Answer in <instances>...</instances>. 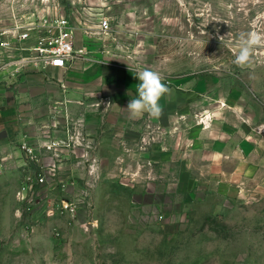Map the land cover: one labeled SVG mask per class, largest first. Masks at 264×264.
<instances>
[{
  "label": "rangeland",
  "instance_id": "rangeland-1",
  "mask_svg": "<svg viewBox=\"0 0 264 264\" xmlns=\"http://www.w3.org/2000/svg\"><path fill=\"white\" fill-rule=\"evenodd\" d=\"M60 17L82 51L75 62L120 72L146 67L169 83L195 77L222 93L236 90L245 98L244 118L255 120L248 131L256 147L223 167L191 144L172 161L153 163L140 137L126 149L120 128L104 126L112 143L95 152L100 178L62 238L54 230L64 220L46 216L47 203L33 218L16 197L18 186L0 192V264H264V47L254 50L251 67L233 63L241 33L264 34V0H0V39L31 47L38 32L20 45L19 30L43 31ZM30 55L0 47V87L38 71L4 67ZM149 132L155 139V123ZM84 187L78 179L77 189ZM59 195L50 191L52 200Z\"/></svg>",
  "mask_w": 264,
  "mask_h": 264
},
{
  "label": "crops",
  "instance_id": "crops-1",
  "mask_svg": "<svg viewBox=\"0 0 264 264\" xmlns=\"http://www.w3.org/2000/svg\"><path fill=\"white\" fill-rule=\"evenodd\" d=\"M164 82L171 93L159 102L163 108L160 119L148 114L130 119L126 107L132 98H137L136 72H120L100 63L76 61L67 69L49 66L21 81L10 82L12 88L0 87V192L8 193L11 186L15 193V187H20L25 157L19 144L24 135L31 142H41L44 136H62L60 130L52 127L56 112L66 111L72 118L85 122L97 155L112 143L110 137L102 136L107 131L104 126L120 128L121 133L117 134L123 136L126 149L140 137L142 154L153 163L172 161L180 146L189 144L194 149L204 148L205 157L221 167L226 161L241 163L246 153L254 152L257 136L248 128L255 120L244 118L242 94L234 89L222 93L215 83L203 78ZM74 110L78 111L77 116L72 113ZM230 115L232 118L228 119ZM154 123L155 139H149V128ZM136 127H144L145 133L139 134ZM63 170L69 173L73 168L66 164Z\"/></svg>",
  "mask_w": 264,
  "mask_h": 264
},
{
  "label": "built area",
  "instance_id": "built-area-1",
  "mask_svg": "<svg viewBox=\"0 0 264 264\" xmlns=\"http://www.w3.org/2000/svg\"><path fill=\"white\" fill-rule=\"evenodd\" d=\"M102 25L109 27L107 21ZM42 28L43 31L40 26H32L22 32L17 28L18 36L13 38L20 45L31 42L32 32H38L31 47L12 48L10 36L0 39V47L6 51L21 49L31 53L28 58L9 62L4 67H14L17 72L30 65L38 70H45L49 66L67 69L75 62L82 51H75L68 21L64 17L56 18L51 24L46 22ZM9 33L4 31L1 36ZM14 33L16 34V30ZM62 87L65 89V86ZM52 120L53 129L60 130L62 136H44L41 142H31L30 137L24 135L19 144L25 160L16 197L31 215H36L47 203L46 216L64 220L63 226L54 230L56 237L62 238L65 232L77 224L79 213L89 199L93 183L99 180L100 172L95 146L86 132L85 122L79 118L74 119L67 113L63 116L56 113ZM66 164L73 168L69 173L63 170ZM1 168L2 164L0 170ZM78 179L84 181V188L77 189ZM54 189L60 195L52 200L49 192ZM36 222L40 226V221Z\"/></svg>",
  "mask_w": 264,
  "mask_h": 264
},
{
  "label": "clouds",
  "instance_id": "clouds-1",
  "mask_svg": "<svg viewBox=\"0 0 264 264\" xmlns=\"http://www.w3.org/2000/svg\"><path fill=\"white\" fill-rule=\"evenodd\" d=\"M223 36L220 37L222 42ZM264 47V34L257 31L241 33L238 41V51L234 52L233 63L238 67H251L254 50ZM136 77L137 98H132L126 107L130 119L142 118L148 114L152 118L160 119L163 108L160 105L161 98L171 93V88L164 82V77L150 68H137Z\"/></svg>",
  "mask_w": 264,
  "mask_h": 264
},
{
  "label": "trees",
  "instance_id": "trees-1",
  "mask_svg": "<svg viewBox=\"0 0 264 264\" xmlns=\"http://www.w3.org/2000/svg\"><path fill=\"white\" fill-rule=\"evenodd\" d=\"M185 79H189V78H185Z\"/></svg>",
  "mask_w": 264,
  "mask_h": 264
}]
</instances>
